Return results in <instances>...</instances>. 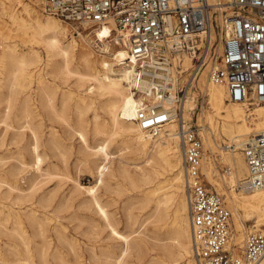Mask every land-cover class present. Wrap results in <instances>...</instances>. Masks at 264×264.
Instances as JSON below:
<instances>
[{
  "label": "bare ground",
  "instance_id": "1",
  "mask_svg": "<svg viewBox=\"0 0 264 264\" xmlns=\"http://www.w3.org/2000/svg\"><path fill=\"white\" fill-rule=\"evenodd\" d=\"M44 2L0 0V124L6 127V133L0 140L1 193L4 185L8 187L4 192L8 197L17 191L11 197L12 202L18 205L35 198V191L24 193L18 180L23 166L31 164L42 173V165L52 163V152L57 150L64 157L62 137L54 126L55 122L64 123L86 145L90 143L88 131L91 129L101 139L91 147L92 154L103 157L96 166V187L105 183L107 176L130 180L134 188L143 191V208L153 204L149 218L158 223L160 234L166 232L167 237L162 240L167 241L162 244L163 259L160 263L195 264L190 259L193 255L191 223L187 215L178 118H173L156 133L142 129L136 121L138 107L146 103L156 106L162 95L152 88L146 91L144 82L137 78V63L128 60V49L120 33L113 32V38H109L112 25L87 33L74 27L78 32L74 34L82 37L79 40L70 35L63 19L44 15L45 11L38 8ZM186 62L190 64L188 57ZM198 75L196 89L207 92L211 109L206 113L209 124L203 125V129L208 127L211 134H205L204 142L212 153L217 146L220 147V159L227 165L221 182L217 178L212 155L205 153L202 171L212 184H224L230 188L226 198L233 210L235 226L241 232L235 241L242 244L246 221L253 220V227L264 231L259 229L264 222V188L248 190L241 187L248 175V165L243 151L238 150L251 132L264 131V103L251 108L248 101L227 102V88L223 83L210 79L209 65ZM178 78L181 79V75H175L174 86H170L172 91L180 82L186 81L187 75L179 83ZM196 89L190 87L188 94L191 96L197 92ZM190 96L183 102L186 122L196 106V97ZM72 101L78 112L75 124L65 110ZM247 108L251 110L249 113ZM90 110H93V116L89 119L87 113ZM10 129H14L13 135L8 138ZM28 135L30 139L24 142ZM218 137L229 140L226 147H232L231 151L221 148ZM112 143L131 154L126 161L133 164L134 169L126 164L117 168L111 166L113 157L109 149ZM11 161L21 166L12 163L6 168ZM42 174L51 176L55 173L47 168ZM96 187L87 189L91 196L85 204L94 207L106 227L111 228L112 236L121 241L122 248L117 255L114 251L103 250L99 254L92 244L90 259L96 261L104 255L113 264H128L126 257L140 245L131 236L137 230L130 233L118 230ZM145 187L147 189H143ZM237 188L242 189L238 191ZM36 201L41 208L47 209L53 205L54 196L43 194ZM127 216L132 224L139 221V217L130 212ZM55 218L58 215L52 217L37 207L20 211L10 206L7 212L1 207L0 240L3 239L4 243H0V264H85L82 262V250L78 248L79 239ZM99 225H91V237H95V228ZM48 227L52 228L51 235L47 234ZM39 237L42 239L38 240ZM54 241L57 245H53ZM30 243L35 247L21 249V244ZM63 245L74 253L73 260L67 258L61 249ZM51 257L59 263L53 262Z\"/></svg>",
  "mask_w": 264,
  "mask_h": 264
},
{
  "label": "built area",
  "instance_id": "2",
  "mask_svg": "<svg viewBox=\"0 0 264 264\" xmlns=\"http://www.w3.org/2000/svg\"><path fill=\"white\" fill-rule=\"evenodd\" d=\"M43 9L88 32L112 25L109 38L120 33L137 78L162 95L156 106L138 107L142 129L156 133L178 118L197 264H263L264 231L249 232L240 252L229 246L232 211L202 171L201 128L185 121L183 102L209 65L210 79L227 88L226 100L264 103V0H46ZM175 75L177 83L187 78L172 91ZM241 150L248 165L241 187L264 188V131L252 132Z\"/></svg>",
  "mask_w": 264,
  "mask_h": 264
},
{
  "label": "rangeland",
  "instance_id": "3",
  "mask_svg": "<svg viewBox=\"0 0 264 264\" xmlns=\"http://www.w3.org/2000/svg\"><path fill=\"white\" fill-rule=\"evenodd\" d=\"M44 3L38 6V8L42 12L44 11L43 9ZM47 14L49 13L47 12L44 13V15L50 16ZM66 24L68 26L70 35L73 34L74 36H76L75 34H78V32L74 31L75 25L70 24L68 22ZM78 29L83 33L88 32V30H84L82 28H78ZM76 38L80 40L82 37L76 36ZM70 82H73V79H71ZM196 91L197 92H193V93L191 91L192 93L191 96L196 97V101H195L196 109L194 113H190L187 119L193 125L200 126L201 128L200 132L203 137V141H205L206 140L204 139L205 134L206 133L211 134L210 129L208 127L207 129H203V125L208 126L209 124L206 113L210 109V105L208 103L207 92L204 90L203 93V91H201V89H199L198 87ZM191 96L190 98H192ZM60 97L61 94L59 95L58 100L60 99ZM58 102L60 105L61 99ZM227 102H231V101H227ZM262 104L263 103H261V105ZM259 105L260 104H254V105L250 104L249 106L251 108H254ZM74 107L75 106L72 101L69 102L68 107H66L65 109L66 113L71 117V121L73 124H75L78 119V112L75 110ZM250 111L251 110L247 108V112L249 113ZM92 116H93V110H90L87 113V118L90 119ZM54 126L57 128V131L60 133L62 137V149L63 151L65 150L64 151L65 155L64 157H62L57 150L52 152V154L54 153L55 155V156L53 155L51 158L52 163L50 164L49 162H45L42 165V167L44 168L42 173L45 172L47 168H49L55 174L51 176L43 175L40 171L36 170L31 164L23 166L22 176L18 180V183L20 187H22L25 190L24 193L35 191L36 193L35 198L32 201L31 200L26 201L21 205L14 204L12 202L13 200L12 197L15 196L17 191L13 192L14 194L11 195L12 197L11 196L8 197L6 195L7 193H4L6 192L8 187L4 185L2 187V193L0 191V202H1L0 208L1 207L4 208V211L7 212L10 206L19 209L20 211H26L31 209L32 207H37L38 209H40V211H45L47 214L51 215L52 217H56V215H58V218H55L57 223H63L64 225H66L67 231L72 236H75L79 239L78 248L82 250V259H83L82 262H84L85 264H113L111 261H108V259L104 255H101L99 258H97L96 261H93L92 259H90V252H89V248L92 246V244L94 245V247H96V251H98L99 254L101 253V250H103L106 252L114 251L115 255H117L122 248L121 241L112 236L111 228L108 226L106 227L104 222L100 219L99 215L96 213L94 207L85 204L86 201L91 196L90 192H88L87 189L90 187L95 188L96 184L98 183L96 166L98 163H100L103 160V157L92 154L91 147H94L97 143L101 142L100 136L95 135L94 132L90 129L88 131V142L90 143L86 145V143L82 142L80 136L77 133L70 131L64 123L55 122ZM13 130L14 129H10L8 131V136H7L8 138H11V136L13 135ZM177 131H178V123H177ZM5 133H6L5 124H0V140L5 135ZM29 139H30L29 135L25 136L24 142H26ZM228 141L229 140L225 141V137H223V139L219 137L217 138V142L221 145V148L225 151H229L230 148H232V147L230 148L226 147L227 145L226 143ZM204 145L206 149L205 152L206 155H212V159L216 163L215 166L218 171L217 178L221 182H223L222 175L226 173L227 165L220 159V155H219L220 147L217 146L215 148L216 150L215 153H212L211 149L208 146H206V142H204ZM179 149L182 156L181 140H179ZM238 150H241V148ZM109 151L111 157H113V163L111 165L113 168L119 167L120 164H126L130 168L134 169V165L129 164L126 161L127 158L131 157V154L126 153L125 150H120L116 143L111 144ZM12 163L16 164L18 167L21 166L18 162L11 161L6 165V168L11 166ZM182 167H183V156H182ZM67 175L69 177H67ZM205 177L207 179V182L211 186L215 187L216 190L221 195H223L224 199L226 200L225 202L227 206L232 211V219H231L232 238L230 239V245L234 247L237 252L238 251L240 252V250L244 247V246L243 247L240 246L244 244V240L247 234L251 231H257L256 229H258V227H253L254 224L253 220L246 221L244 227L245 233L243 235V242L242 244L237 243L235 241V238L238 237L241 234V232H239V229L235 226L233 210L226 198L230 188L226 187L224 184H221L219 186L214 185L208 180L206 175ZM74 179H76L78 182L76 180L74 181ZM185 188L186 185H184V189ZM143 189H147V187ZM241 189L242 188H239L238 191H240ZM97 193L101 196L102 201L106 203V208L109 211L113 221L117 223L116 227L118 228V230L124 233H130L133 230H137L134 233H132L131 236L132 238L134 237L135 238L134 241L139 242L140 245H138L137 249L135 248L131 252V254L128 257H126L128 264H162L160 263L161 260L163 259L162 244L167 241L165 239L164 240L162 239L166 238L167 235L166 232L160 234V231L157 229L158 223H156V221H154L153 218H149V213L151 212V207L153 204L150 203L149 206L143 208L144 204L143 202H141L143 191H141L140 188H134L131 185L130 180H124L122 177L114 178L111 176H107L106 182L98 186ZM43 194L54 196L53 205L47 209L41 208L39 206V203L36 201ZM128 212L132 213L134 216H137V218L139 217V221H137L135 224H132V221H130L127 216ZM187 215H188V203H187ZM143 220L145 221L142 223ZM92 224H100L98 227L96 226L95 228L96 231L94 235L95 237H91L89 233ZM261 225L259 226V229L260 228L264 229V222H261ZM140 231L141 233H139ZM51 233H52V228L48 227L47 234L51 235ZM40 239L42 238L39 237L38 240ZM0 243L1 244L4 243L3 239L0 240ZM34 245H35L34 243H30L29 245L21 244L20 247L21 249L25 250L27 246H29V248H34L35 247ZM53 245H57V241L56 242L54 241ZM52 248L53 246L50 248V251H52ZM61 249L65 251L68 259L73 260L75 258L74 253L71 252L66 245H63ZM190 259L191 260L193 259L192 262L195 261V264H197L194 255L190 256ZM51 260L55 263H59L57 259H52V257Z\"/></svg>",
  "mask_w": 264,
  "mask_h": 264
}]
</instances>
